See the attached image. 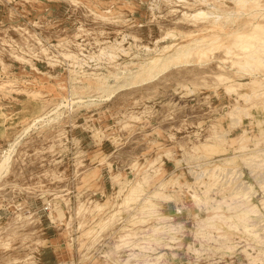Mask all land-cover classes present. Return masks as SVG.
Segmentation results:
<instances>
[{
    "label": "rangeland",
    "instance_id": "rangeland-1",
    "mask_svg": "<svg viewBox=\"0 0 264 264\" xmlns=\"http://www.w3.org/2000/svg\"><path fill=\"white\" fill-rule=\"evenodd\" d=\"M10 144L0 264H264V0H0Z\"/></svg>",
    "mask_w": 264,
    "mask_h": 264
},
{
    "label": "bare ground",
    "instance_id": "bare-ground-1",
    "mask_svg": "<svg viewBox=\"0 0 264 264\" xmlns=\"http://www.w3.org/2000/svg\"><path fill=\"white\" fill-rule=\"evenodd\" d=\"M246 2V1H245ZM239 4V3H238ZM242 7V6H241ZM198 14V13H197ZM196 14V16H197ZM201 16H203V18L205 17V13H201L200 14ZM198 19H200L199 17H196ZM254 26V25H253ZM239 39L241 40H244V42H242V46L244 48H248V47H251V43L253 41H257L258 38L255 34L253 35H239L238 36ZM259 42L262 43V38L258 40ZM217 42V41H216ZM261 45V44H260ZM263 45V44H262ZM238 47V46H237ZM243 49V48H242ZM259 49V48H258ZM260 51V50H259ZM213 52V51H212ZM191 54L190 50H179L175 56V59H180V58H183L187 55ZM253 54V53H252ZM205 55V52H202V56ZM237 55V54H236ZM238 58V56H237ZM163 61V60H162ZM166 61V60H165ZM153 63V62H152ZM158 63V61H157ZM249 63V62H248ZM169 64V63H168ZM151 65V64H150ZM157 65V64H156ZM249 65V64H248ZM247 65V67H248ZM153 66V65H152ZM158 66V65H157ZM167 66V65H166ZM165 68V67H164ZM257 72V71H256ZM151 74V73H150ZM251 74V73H250ZM153 75V74H152ZM220 77V76H219ZM222 77V76H221ZM224 78V77H222ZM223 80V79H222ZM221 80V81H222ZM69 101V100H68ZM74 103V102H73ZM71 104V103H70ZM64 108V107H63ZM50 119V118H49ZM45 120V117L39 115V116H35L33 117V119L30 121V123L28 124L27 128L25 129V133H28L30 130H33L34 127H36L39 123H41L42 121ZM51 121V120H50ZM46 123V122H45ZM24 133V134H25ZM17 144V143H16ZM11 145V144H10ZM14 148L16 149V146L15 144L14 145H11L10 149L1 157V160H0V179L1 177L3 176L2 174L4 172H6V170L8 169L9 165H10V161H11V158H12V153L14 152ZM16 151V150H15ZM251 166V165H250ZM253 166V165H252Z\"/></svg>",
    "mask_w": 264,
    "mask_h": 264
}]
</instances>
